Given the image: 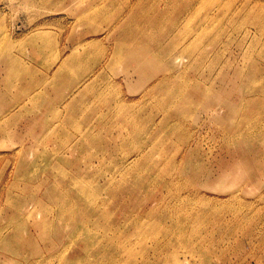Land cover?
I'll return each mask as SVG.
<instances>
[{
  "label": "rangeland",
  "instance_id": "obj_1",
  "mask_svg": "<svg viewBox=\"0 0 264 264\" xmlns=\"http://www.w3.org/2000/svg\"><path fill=\"white\" fill-rule=\"evenodd\" d=\"M53 182L81 264H264V0H0V264Z\"/></svg>",
  "mask_w": 264,
  "mask_h": 264
},
{
  "label": "bare ground",
  "instance_id": "obj_2",
  "mask_svg": "<svg viewBox=\"0 0 264 264\" xmlns=\"http://www.w3.org/2000/svg\"><path fill=\"white\" fill-rule=\"evenodd\" d=\"M130 173H132V172H130ZM48 189H49V193L46 194V197H47L48 201L52 205L55 204L58 207H60V206H66L69 210L72 209V213L70 214V217L59 218V217H57L55 215L54 209L52 211H49V212L46 211V213L48 212V215H49V217H47V214L46 213L40 212V211H38L36 209V218H37V220H36L35 225H36V229L41 234H39V236L32 235V233L29 232L27 226L24 223H22L24 221V217L21 215V217H19V220H21L22 222L20 221L18 227L15 229V233H16L15 236L18 237L19 239H26L29 242H33L35 240L34 241L35 243H37V241H41L45 245L46 244H49V245L54 246L53 240H55V239H53V238H56V239L58 238L59 229L62 227V224L63 223L65 224V222H66V224H70V226H71L70 230L74 228L75 231H74V233H71L70 232L71 234H69L70 236H68V237H71L72 236V238L70 239L69 245L68 246H65L64 248H61V250L59 249L60 251L58 252V254L56 256H59V261H60L61 264H81V262H82V256H80V255L77 256V253L74 252V248H75V246H76V244H77V242L79 240V237L82 234H84V231L88 228V226H90L89 223L90 224H93L96 221V216H98V214H96V213H98L96 208L98 206H100V203L101 204H105V203H107V201H105V200L102 199L100 193H96V195L94 196V202L93 203L92 202H86L87 200L86 201L83 200V197H81V194L82 193L81 194L79 193L78 194V197L76 199L71 198L70 195H68V196L62 195L61 192H60L61 189L59 188V184L57 182H53L52 184H49ZM63 189H65V187ZM84 189L87 190L88 189V186L84 185ZM112 189L115 190V188H112V184H109V185H105L104 187H102L101 188V191L105 194L108 190H112ZM69 191L70 190H68V192ZM84 209H86V213L84 212ZM31 214L33 215V213H30V216H31ZM68 218H70V220ZM99 218L102 219V215H100ZM103 221L108 222V220L106 219V216L105 215L103 216ZM56 223H58V224H56ZM101 226H102V224H101ZM76 232H77V234H75ZM56 235H57V237H56ZM92 239H94L95 241L96 240H99V242L102 240V239L97 238V237L92 238ZM3 243H6V242H3ZM51 243H53V244H51ZM27 248H30V246L27 247ZM18 264H19V262H18Z\"/></svg>",
  "mask_w": 264,
  "mask_h": 264
}]
</instances>
